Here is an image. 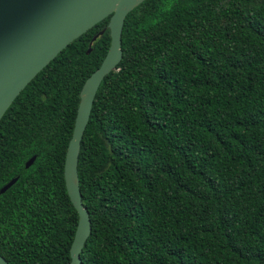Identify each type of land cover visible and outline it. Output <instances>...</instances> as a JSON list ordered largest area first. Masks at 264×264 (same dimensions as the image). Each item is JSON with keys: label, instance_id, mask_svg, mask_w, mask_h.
<instances>
[{"label": "trees", "instance_id": "obj_1", "mask_svg": "<svg viewBox=\"0 0 264 264\" xmlns=\"http://www.w3.org/2000/svg\"><path fill=\"white\" fill-rule=\"evenodd\" d=\"M108 21L0 120V189L17 178L0 194L8 264L70 262L78 214L65 154ZM121 50L80 143L91 225L81 264H264V0H145L125 18Z\"/></svg>", "mask_w": 264, "mask_h": 264}, {"label": "water", "instance_id": "obj_2", "mask_svg": "<svg viewBox=\"0 0 264 264\" xmlns=\"http://www.w3.org/2000/svg\"><path fill=\"white\" fill-rule=\"evenodd\" d=\"M145 0H0V120L15 98L70 43L109 17L108 50L99 67L84 81L65 161L64 181L78 214L70 246V262L81 264L80 253L91 233L89 214L82 203L77 162L96 92L122 59L121 34L126 16ZM103 31L92 38V42ZM91 52L89 47L86 54ZM32 157L25 163L29 168ZM10 180L4 193L15 184ZM0 264H8L0 256Z\"/></svg>", "mask_w": 264, "mask_h": 264}]
</instances>
